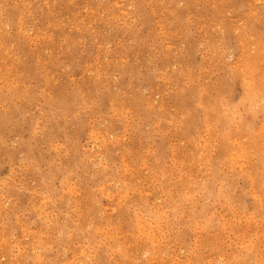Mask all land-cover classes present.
<instances>
[{"label": "rangeland", "instance_id": "obj_1", "mask_svg": "<svg viewBox=\"0 0 264 264\" xmlns=\"http://www.w3.org/2000/svg\"><path fill=\"white\" fill-rule=\"evenodd\" d=\"M0 264H264V0H0Z\"/></svg>", "mask_w": 264, "mask_h": 264}, {"label": "bare ground", "instance_id": "obj_2", "mask_svg": "<svg viewBox=\"0 0 264 264\" xmlns=\"http://www.w3.org/2000/svg\"><path fill=\"white\" fill-rule=\"evenodd\" d=\"M252 83V82H251Z\"/></svg>", "mask_w": 264, "mask_h": 264}]
</instances>
